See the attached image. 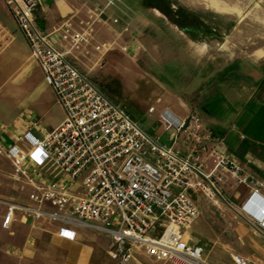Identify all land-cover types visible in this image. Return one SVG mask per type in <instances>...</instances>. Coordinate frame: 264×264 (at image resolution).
<instances>
[{
    "label": "built area",
    "instance_id": "1",
    "mask_svg": "<svg viewBox=\"0 0 264 264\" xmlns=\"http://www.w3.org/2000/svg\"><path fill=\"white\" fill-rule=\"evenodd\" d=\"M4 2L64 111L63 119L40 136L25 131L19 139L27 146L6 145L0 132V155L9 159L13 179L33 187L31 203L0 195L4 230L22 212L32 223H58V235L69 239L78 228L106 235L105 253L117 264H130L139 254L176 264H211L204 257L206 243L193 242L189 234L199 214L194 199L203 196L234 208L222 188L227 176L249 190L240 207L245 216L237 214L249 224L264 220V180L221 149L223 138L213 135L199 114L175 117L162 110L157 123L166 139L148 133L54 44L37 21V0ZM63 26L70 27V21ZM92 31L89 22L73 32L71 47L88 41ZM260 232L264 236V229ZM231 260L250 264L238 253Z\"/></svg>",
    "mask_w": 264,
    "mask_h": 264
},
{
    "label": "crops",
    "instance_id": "2",
    "mask_svg": "<svg viewBox=\"0 0 264 264\" xmlns=\"http://www.w3.org/2000/svg\"><path fill=\"white\" fill-rule=\"evenodd\" d=\"M36 17L40 27L49 33L54 44L66 52L67 58L78 67L86 68L91 63L100 62L105 49H97L101 44V37L106 31L115 39L121 37L122 32L116 29L109 19L122 18L133 10L114 4L107 5V0H37ZM187 10L193 11L199 17L201 39H191L174 23L168 21L160 11L149 8L162 16L167 23L182 34L184 61L193 62L200 72L193 73L188 78V85L206 81L213 76L217 65L226 61L237 60L239 71L237 81L221 83L215 86L210 95L211 85L200 91L205 93L207 101L215 98L228 97L233 103L249 110L245 123L260 115L259 125H264V0H176ZM108 8V9H107ZM103 9L108 17L99 15ZM139 18L142 25H147L150 19ZM65 20H69L70 27H64ZM92 22L91 36L88 41L80 43L78 47H71L72 33L81 30L86 23ZM229 23L226 24L225 23ZM129 34L138 33V26L129 24ZM227 29V30H225ZM131 44L133 43L132 39ZM129 46H132V45ZM229 64V63H228ZM186 78V77H185ZM190 81V82H189ZM184 83V84H186ZM205 98V99H206ZM10 104L14 108V116L7 124L0 125L3 142L6 145L16 143L27 146V142L19 137L27 130L33 136H40L44 130L56 126L64 117V111L58 103L53 89L44 82L43 73L38 63L32 58L27 40L17 26L10 9L0 0V102ZM56 102L60 112L52 117L47 105ZM206 101V102H207ZM199 106H191L182 96H168L163 110L172 116L183 117L191 111H196L203 119L205 127L213 135L221 136V149L226 150L234 159L255 177L264 180V138L253 144L232 147L227 141L226 128L212 112L201 113L204 100H199ZM225 101L218 104L224 107ZM162 111V110H161ZM238 108L236 112L238 113ZM238 115V114H237ZM238 117V116H237ZM32 125L34 121H38ZM237 120L233 123H237ZM232 123V122H231ZM234 127V124L232 125ZM232 127L230 129H232ZM164 133V132H163ZM241 137V136H240ZM256 150V152H255ZM250 159V160H248ZM8 162L10 170L7 174L9 181L0 178V195L17 203H31L29 195L33 187L22 181L14 180L11 163L4 155H0V163ZM31 165V161L29 162ZM41 182L46 177L40 176ZM39 180V179H38ZM28 188L27 196H21L20 190ZM225 195L233 202L243 203L249 195V190L236 185L227 176L222 184ZM264 195V187L260 189ZM195 204L199 214L205 212V198L195 197ZM234 203V202H233ZM250 209L252 206L245 204ZM3 208H0V264H117L105 253L109 238L93 229L78 228L75 237L69 239L58 235L59 224L39 219L31 222L25 213L18 212L11 223V229L1 227ZM198 216L193 221L189 234L192 241L207 239L212 242L205 259L211 264L219 262V252L227 254L232 264L231 254L238 253L248 259L250 264H264V236L260 231L264 229V220H254L253 224L236 225V249L227 244L216 245V239L208 231L204 217ZM260 218L258 213H255ZM198 235L202 238L194 236ZM191 241V242H192ZM207 250V249H206ZM138 257L130 264H137ZM140 262V261H139Z\"/></svg>",
    "mask_w": 264,
    "mask_h": 264
},
{
    "label": "rangeland",
    "instance_id": "3",
    "mask_svg": "<svg viewBox=\"0 0 264 264\" xmlns=\"http://www.w3.org/2000/svg\"><path fill=\"white\" fill-rule=\"evenodd\" d=\"M145 2L144 0H115L121 8L126 9V6H129L133 10L131 13L128 12V15L122 14V18L109 19L112 24L116 25V29L122 32L121 37L115 40L107 31L103 33L100 42L106 43V49L104 47L102 59L100 62L89 64L86 70L75 64L79 70L85 73L108 97L121 104L143 129L150 134H160L162 140L166 137L162 127L157 123L158 115L163 110L168 96L179 95L191 106L200 107L199 100H204L203 107L200 109L201 113L212 112L224 122L227 141L232 147L253 144L254 141L264 138V125L258 124L261 118L259 114L252 121L245 123L249 110L233 103L227 96L224 99L218 97L214 101H207L206 95L212 94L215 86L239 80H236L239 71L237 60L218 64L211 79L188 85L186 83L188 78L191 80L190 76L201 70L196 68L193 62L183 60L180 31L173 28L162 16L149 10ZM173 2L176 3V0ZM106 12L101 15H105V20L108 19ZM139 18H144L145 21V18H148L150 22L142 25ZM131 23L137 25L139 30L132 36L129 34ZM129 39L133 40L132 44ZM130 44L132 46H129ZM210 85L211 92L201 95L200 91ZM223 100L225 106L220 107L221 105L218 104L223 103ZM150 106H153V111H149ZM47 107L53 118L60 112L59 104L54 101ZM189 113L199 114L196 111ZM14 114V108L10 107V104L0 102V125L10 122ZM235 119L237 123H233ZM233 124L234 127H232ZM241 135L243 137H240ZM8 165L5 161L0 163V178L7 179V181L10 180L7 177L10 170ZM28 190V188H23L19 193L21 192V196L25 197ZM204 202L205 212L203 214L201 212L199 218L203 215L208 231L216 239V245L227 244L232 249H236L238 241L236 225L248 224L236 212L239 211L245 216L240 208L241 203L233 200L234 208H230L224 204L214 205L206 198ZM192 233L200 237L195 235L193 229ZM202 239L208 243L207 254L212 242ZM138 259L141 264H176L170 261H155L142 254L138 255ZM217 260L224 264L230 261L227 254L220 252Z\"/></svg>",
    "mask_w": 264,
    "mask_h": 264
},
{
    "label": "flooded vegetation",
    "instance_id": "4",
    "mask_svg": "<svg viewBox=\"0 0 264 264\" xmlns=\"http://www.w3.org/2000/svg\"><path fill=\"white\" fill-rule=\"evenodd\" d=\"M147 8L157 9L170 22L176 24L191 39L204 37L200 33L199 17L174 0H144Z\"/></svg>",
    "mask_w": 264,
    "mask_h": 264
}]
</instances>
